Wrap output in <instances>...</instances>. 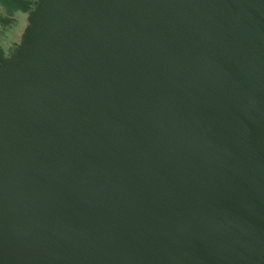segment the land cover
I'll return each mask as SVG.
<instances>
[{
  "label": "water",
  "instance_id": "1",
  "mask_svg": "<svg viewBox=\"0 0 264 264\" xmlns=\"http://www.w3.org/2000/svg\"><path fill=\"white\" fill-rule=\"evenodd\" d=\"M0 4V264H264V0Z\"/></svg>",
  "mask_w": 264,
  "mask_h": 264
},
{
  "label": "flooded vegetation",
  "instance_id": "2",
  "mask_svg": "<svg viewBox=\"0 0 264 264\" xmlns=\"http://www.w3.org/2000/svg\"><path fill=\"white\" fill-rule=\"evenodd\" d=\"M33 6L34 0H28L27 7ZM17 11V13L9 12L0 4V44L5 47L7 52L9 47L15 45L17 41H21V35L28 24V13Z\"/></svg>",
  "mask_w": 264,
  "mask_h": 264
},
{
  "label": "bare ground",
  "instance_id": "3",
  "mask_svg": "<svg viewBox=\"0 0 264 264\" xmlns=\"http://www.w3.org/2000/svg\"><path fill=\"white\" fill-rule=\"evenodd\" d=\"M3 3L5 4H15V5H24V6H28V0H1ZM8 6V5H6ZM15 12L17 13L18 11L15 10ZM25 15V14H24ZM4 26V25H3ZM7 26V25H6ZM18 30V29H17ZM20 31V30H18ZM18 33V32H17Z\"/></svg>",
  "mask_w": 264,
  "mask_h": 264
},
{
  "label": "rangeland",
  "instance_id": "4",
  "mask_svg": "<svg viewBox=\"0 0 264 264\" xmlns=\"http://www.w3.org/2000/svg\"><path fill=\"white\" fill-rule=\"evenodd\" d=\"M17 11V10H16ZM14 12H15V10H14Z\"/></svg>",
  "mask_w": 264,
  "mask_h": 264
}]
</instances>
